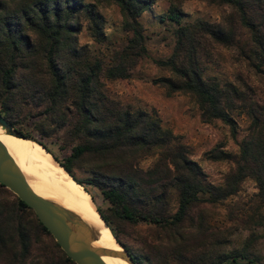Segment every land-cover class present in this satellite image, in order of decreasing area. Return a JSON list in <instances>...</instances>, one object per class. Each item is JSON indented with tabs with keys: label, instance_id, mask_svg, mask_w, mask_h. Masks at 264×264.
<instances>
[{
	"label": "trees",
	"instance_id": "obj_1",
	"mask_svg": "<svg viewBox=\"0 0 264 264\" xmlns=\"http://www.w3.org/2000/svg\"><path fill=\"white\" fill-rule=\"evenodd\" d=\"M169 0L161 19L175 24L174 48L164 59L154 63L171 76L154 78L167 96L191 95L200 109L203 122L219 119L236 138L232 111L245 112L250 120L249 133L239 143V154L220 147L204 153L213 160L232 159L234 170L223 185L205 180L196 161L188 155L185 144L170 129L161 125L155 112L132 108L109 96L105 79H126L147 55L141 15L153 0H0V114L11 125L18 120L35 121L39 136L20 131L26 138L42 144L58 163L91 195L88 186L98 189L107 201V211L128 222L158 225L163 233L164 252L139 253L128 247L107 211L98 212L116 241L130 254L135 264H229L247 259L246 250H217L204 241L206 229L187 232L183 227L190 209L200 202L216 203L235 194L247 176L257 185L256 195L264 200V111L247 102L243 93L228 81L205 75L199 53L202 40L232 46L235 21L250 35V40L264 56V0H212L233 9L225 25L197 20L182 23L183 12ZM99 4H115L122 15L125 42L111 50L109 59L79 44L83 30L96 42L106 40L104 16ZM85 22V24H83ZM40 108V109H39ZM36 109V110H34ZM61 132L60 150L69 155L61 160L41 137ZM152 157L143 169L140 161ZM83 165L89 176L77 178L74 168ZM0 188L4 186L0 184ZM0 190V263L29 262L33 228L22 222L19 211L33 210L17 196L4 201ZM176 208L169 210L172 196ZM42 233L51 235L39 222ZM59 248L60 246L55 243ZM56 259L45 255L41 264H75L59 248ZM39 264V263H38Z\"/></svg>",
	"mask_w": 264,
	"mask_h": 264
},
{
	"label": "rangeland",
	"instance_id": "obj_2",
	"mask_svg": "<svg viewBox=\"0 0 264 264\" xmlns=\"http://www.w3.org/2000/svg\"><path fill=\"white\" fill-rule=\"evenodd\" d=\"M178 6L183 12L182 23L206 20L225 25V20L233 13L230 6L212 0H183ZM168 8L169 0H153L150 8L141 15L139 20L144 28L147 55L138 62L130 77L105 79L104 89L109 96L125 105L150 113L155 112L161 125L170 129L178 136V140L186 145L189 157L200 166L205 180L217 186L223 185L227 175L234 170L235 162L232 159H209L204 153L216 146H222L223 150L238 155L239 143L249 133L251 120L245 112L232 111L236 123V138L233 139L229 126L221 120L215 119L210 123L202 121L199 106L191 95L175 93L167 96L162 87L152 82L154 78L171 76L169 70L154 63L155 59L167 58L174 48L173 30L176 26L167 19L161 20ZM98 10L104 16L106 40L96 42L83 28L78 34V42L81 45L87 44L91 51L108 60L111 50L124 44L126 34L122 30V15L117 5L99 4ZM234 30L235 41L232 46L202 40L199 53L202 67L205 69V75L217 76L222 81L230 82L243 93L249 104L264 111V63L258 68L262 63L261 52L250 40L248 32L236 21ZM262 61L264 62V56ZM33 120H18L12 126L18 131H29L39 136ZM61 134L58 132L41 139L59 159L64 160L69 155V150H60ZM51 156L53 157L52 154ZM53 159L66 172L70 183L80 184L54 157ZM152 161V157L145 158L140 161L139 166L146 169ZM86 170L85 166L79 165L74 168V174L77 178L86 180L89 176ZM87 188L94 195L95 205L107 211L109 205L99 190L90 186ZM0 190L5 191L3 204L4 201L8 203L15 199L16 195L6 187ZM257 191L255 180L247 176L235 194L216 203L200 202L193 206L182 228L187 232H192L195 228L206 229V235L211 234V237L203 236V240L213 242L219 251L246 250L247 259L229 264H264V200L256 195ZM172 198L169 208L171 212L176 208L175 196ZM107 213L116 226L121 240L134 251L139 253L165 251L164 233L158 225L144 221L128 222L115 217L111 212ZM17 215L27 228H33L30 231L31 251L28 261L41 264L45 255L56 259L55 255L60 251V247L56 246L52 235L36 229L40 227L36 225L34 213L25 209L19 211ZM169 264L177 262L169 259Z\"/></svg>",
	"mask_w": 264,
	"mask_h": 264
},
{
	"label": "bare ground",
	"instance_id": "obj_3",
	"mask_svg": "<svg viewBox=\"0 0 264 264\" xmlns=\"http://www.w3.org/2000/svg\"><path fill=\"white\" fill-rule=\"evenodd\" d=\"M0 142L14 159L28 185L40 196L49 198L74 217L73 225L81 222L94 237L85 232L92 246L101 251L104 264H129L115 253L121 250L108 226H105L90 193L81 184L70 183L66 172L56 164L48 150L32 139L8 134L0 127Z\"/></svg>",
	"mask_w": 264,
	"mask_h": 264
},
{
	"label": "water",
	"instance_id": "obj_4",
	"mask_svg": "<svg viewBox=\"0 0 264 264\" xmlns=\"http://www.w3.org/2000/svg\"><path fill=\"white\" fill-rule=\"evenodd\" d=\"M0 127L10 135L28 139L13 128L2 114H0ZM0 184L33 210L39 222L48 230L66 256L75 264H104L100 260L101 251L92 246L85 232H82V228H84L88 231V234L94 237L90 228H87L81 222L73 225L72 220L74 217L67 209L57 202L35 193L1 142ZM104 224L107 226L105 222ZM119 246L121 250L115 254L122 256L129 264H135L128 251L121 244Z\"/></svg>",
	"mask_w": 264,
	"mask_h": 264
}]
</instances>
